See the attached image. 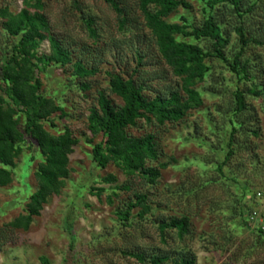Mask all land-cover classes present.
<instances>
[{
    "label": "rangeland",
    "instance_id": "374dc122",
    "mask_svg": "<svg viewBox=\"0 0 264 264\" xmlns=\"http://www.w3.org/2000/svg\"><path fill=\"white\" fill-rule=\"evenodd\" d=\"M116 1L129 20L126 30L120 28V18L105 0H43L42 13L50 23L52 35L73 51L74 60H82L99 72L86 80L90 86L86 92L81 89L80 81H72L70 69L50 66L38 74L43 93L56 98L67 114L66 118L55 120L56 128L46 125V130L59 135L68 128L79 144L70 156L71 176L62 194L49 200L41 216L35 218L30 230L25 232L11 229L9 224L25 214L29 198L38 185L35 172L41 158L37 156L30 166H26L27 159L36 156L34 148H30L29 141H26L23 154L16 162L12 184L0 188V264H42V257L50 264H139L124 257L123 252L166 253L178 246L187 248L196 264H264V245L254 232L264 228L259 219L264 214V112L260 104L252 101L258 113L261 137L251 139L250 147L254 151L250 156L242 154V159L230 166L239 185L220 179L213 166L204 170L200 161L206 155V147L186 141L189 135L197 132L206 141L215 142V138L209 136L207 118L211 116L216 124H221L222 118L215 113L216 106L225 107L230 101V94L222 85L226 83L231 88L236 85L235 79L224 72L223 65L218 62L215 63L218 73L214 82L220 85L221 93L213 96L205 91L213 81L198 86L204 100L201 110L190 112L182 123L165 129H156L144 121H140L137 128L130 129L136 137L157 133L163 151L161 163L172 164L162 171L158 184L150 187L138 178L133 179L130 181L131 192H118L114 206L107 203L110 188L123 186L128 180L113 165L105 170L97 168L92 161V146L88 144L92 138L88 131V117L90 109L97 108L98 95L104 93L114 105H122L121 100L109 91L108 74L134 78L146 85L145 95L149 98L180 86L179 79L159 55L151 33L143 26L136 0ZM185 1L192 6L187 13L191 22L200 23L203 17L200 5L195 0ZM0 7H9L13 13L23 9L21 0H0ZM258 11L254 30L264 32V0ZM183 14L185 11L180 9L170 21L179 22L177 17ZM88 19L95 23L96 39L87 29L85 22ZM235 38L232 37L233 42ZM9 43L0 20V62ZM39 54L50 55L47 41L41 45ZM250 54L260 57L264 71V49H253ZM140 57L142 62H139ZM220 159L223 160L222 154ZM225 173L231 175L228 169ZM109 175L116 177V184L101 183ZM209 180L220 182L210 185ZM93 187L106 188L108 193L98 199L90 193ZM181 188L194 189L195 193L191 197L177 198L176 192ZM135 192L148 194L159 216L190 217L193 239L180 243L171 235L168 245H164L151 221L136 224L133 228L119 226L114 212L132 199ZM234 199H240L239 204ZM241 208L252 211L249 221L247 213L231 220L233 211L239 213ZM254 213L258 219H253Z\"/></svg>",
    "mask_w": 264,
    "mask_h": 264
},
{
    "label": "trees",
    "instance_id": "16d2710c",
    "mask_svg": "<svg viewBox=\"0 0 264 264\" xmlns=\"http://www.w3.org/2000/svg\"><path fill=\"white\" fill-rule=\"evenodd\" d=\"M21 1L23 9L19 13H13L9 7H0L1 24L10 41L0 62V188L12 184L16 162L23 154L26 141H29V147L34 148L36 156H30L26 166H30L37 156L41 158L35 172L38 185L29 198L25 214L9 224L11 229L28 232L49 200L62 194L71 176L70 156L79 144L68 128L59 135L46 130V125L56 128L55 120L66 118L67 114L63 106L57 104L56 98L43 93L38 74L50 66L70 69L72 81H80L81 89L86 92L90 90L86 80L96 76L99 70L82 60H74L73 51L52 35L50 23L42 13L45 7L43 0ZM195 1L203 14L200 23L191 22L187 13L192 6L185 0H136L143 26L151 33L162 60L179 79V89L149 98L145 95L146 85L134 78L125 79L109 73V91L121 100L122 105H114L104 93H100L97 108L90 109L88 131L92 138L88 144L92 146L93 163L102 170L113 165L128 178L125 185L110 188L111 194L106 200L111 206L119 197L118 192L132 191L130 181L138 178L147 186L155 187L162 171L172 165L161 163L163 151L157 133L136 137L130 129L137 128L140 121L156 129H165L182 123L190 112L201 110L204 100L198 86L213 81L205 91L213 96L221 93L220 85L214 82L218 73L216 62L223 65L224 72L231 74L236 85L232 88L226 83L222 85L230 94V101L225 107L216 106L215 113L222 118L221 124H216L211 116L207 118L209 136L214 137L215 142L206 141L197 132L186 138V141L206 147L207 152L200 165L203 169L213 166L220 179L237 186L240 182L230 166L241 160L242 154L250 156L254 151L250 147L251 139L261 137L258 113L252 101H257L264 112V71L260 57L250 53L256 48L264 49V32L254 30L262 0ZM105 2L120 18V28L126 30L129 20L123 8L116 0ZM180 9L186 14L177 17L179 22H171L170 18ZM85 24L91 37L96 39L98 34L94 21L88 19ZM233 36H236L234 42ZM45 41L49 43L50 55L39 54ZM139 62H142L141 57ZM98 138L99 142L95 143ZM221 154L223 160L220 159ZM225 169L231 175H226ZM207 182L212 185L220 180ZM101 183L114 185L117 179L109 175ZM90 193L101 199L108 190L93 187ZM194 193V189L181 188L176 196L191 197ZM239 200L234 199V202L239 204ZM242 209L239 213L234 210L230 219L247 213L249 221L252 211ZM114 213L119 226L124 229L151 221L164 245H168L171 235L180 243L192 240L194 236L190 217L157 215V207L153 208L146 193H133V198ZM254 232L264 245V228ZM187 251V248L178 246L166 253L123 252V256L139 264H196L195 258L190 257ZM41 262L50 264L45 257Z\"/></svg>",
    "mask_w": 264,
    "mask_h": 264
},
{
    "label": "built area",
    "instance_id": "2783aa9c",
    "mask_svg": "<svg viewBox=\"0 0 264 264\" xmlns=\"http://www.w3.org/2000/svg\"><path fill=\"white\" fill-rule=\"evenodd\" d=\"M257 218V214L254 213L253 219ZM258 219V218H257ZM261 221L264 223V214L262 216H260Z\"/></svg>",
    "mask_w": 264,
    "mask_h": 264
}]
</instances>
